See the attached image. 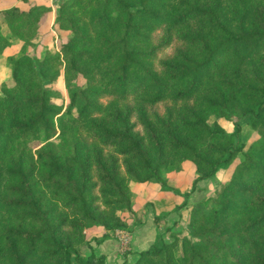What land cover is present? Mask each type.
<instances>
[{
    "label": "trees",
    "instance_id": "16d2710c",
    "mask_svg": "<svg viewBox=\"0 0 264 264\" xmlns=\"http://www.w3.org/2000/svg\"><path fill=\"white\" fill-rule=\"evenodd\" d=\"M49 10H2L0 55L10 37L21 55L0 84V264H111L108 239L119 264H264V0H60L69 36L38 57L27 47ZM240 119L258 135L246 150ZM238 153L214 197L188 202ZM184 160L198 175L155 221L192 204L187 233L120 253L130 182L167 187Z\"/></svg>",
    "mask_w": 264,
    "mask_h": 264
},
{
    "label": "rangeland",
    "instance_id": "374dc122",
    "mask_svg": "<svg viewBox=\"0 0 264 264\" xmlns=\"http://www.w3.org/2000/svg\"><path fill=\"white\" fill-rule=\"evenodd\" d=\"M33 2L45 4L50 7V10L45 12L39 21L40 33L33 40V46L27 47L29 53H34L38 57H42L46 49L59 51L60 43L69 36V32L61 30L56 22L60 0H0V26L5 33L7 28L2 10L11 3L18 4L24 7L23 9H27ZM158 35L157 33L156 36ZM9 40L11 41L10 45L6 46L2 51L6 61L8 55H21V41L16 37H10ZM174 45L176 44L166 49L161 55L170 54ZM7 63L11 65L8 61ZM10 68L12 69V66ZM6 74H8L7 70H5V73L1 76L0 84L11 79L10 76V78L7 77L8 79L5 80ZM54 87L64 93L65 87L62 81L58 82ZM103 101L106 102L107 100L104 99ZM159 109L162 110L163 106L161 105ZM210 120L211 122L214 120L217 121L227 133L234 132L235 119L227 120L223 117H211ZM238 123L241 127L239 140L243 144V150H246L248 146L258 138V135L244 119H240ZM241 158L242 153H238L227 165L219 168L213 178L206 181H199L196 184L197 188L195 194L188 199V202L194 203L200 199L214 197L217 190L229 181L235 166L240 162ZM197 175L198 173L195 165L188 160H184L181 162L178 170L165 173L164 178L166 179L165 184L167 187H163L156 182H130L131 210L120 212V216L127 223V228H117L113 232L116 239L120 241V246L122 247H119V252L122 253L125 250H133V243H137V240L141 238L148 237L149 241L154 238L156 241V237L159 233H163V239L165 241H172L173 236L170 235L171 232L164 231L166 227H172L171 230H173V232L177 230V233L180 234L179 237L184 236L187 233L192 204L188 203V205L180 211V214L172 213L171 216L161 218L157 221H155V217L161 216L167 211L171 212L175 207L181 205L185 201L184 193L191 189L193 179ZM143 218L144 221L146 220V224L147 222L156 224V231L153 235L149 234L150 232L153 233L151 229L146 230L144 228V231H146L144 236L133 238L134 231L140 226L139 224L142 222ZM147 219L150 220L147 221ZM136 223H138L137 225L139 226H137ZM103 231L102 227H90L86 229V236L89 238L94 235H100L103 234ZM154 240L152 244L155 242ZM135 249L141 250L138 247Z\"/></svg>",
    "mask_w": 264,
    "mask_h": 264
},
{
    "label": "crops",
    "instance_id": "0c3cea01",
    "mask_svg": "<svg viewBox=\"0 0 264 264\" xmlns=\"http://www.w3.org/2000/svg\"><path fill=\"white\" fill-rule=\"evenodd\" d=\"M7 1H10V0H7ZM11 4L8 7H6V8H10L12 6H18V7L22 8V9L24 8V7H22V6L18 5V4H12V5ZM9 66L11 67V65H9L7 63V61L5 60V58L3 57V54H1L0 55V82H1V76L5 73V70H7V72H8V74H6V76H5V80L10 78V76H11V68ZM167 212H169V211H167ZM149 220L150 219H147V221H149ZM145 221H144V218H143L141 223L138 222V223H140L139 224L140 226L137 225L138 223H136V225L139 226V227H137V229L134 231L133 238L137 237V236L138 237L144 236L145 232H146V231H144V228L146 230H150L151 229L153 231V233L150 232L149 234H153L154 235V233L156 231V224H153V222H147V224H146ZM91 237L100 238V237H102V234L94 235V236H91ZM91 237H89V238H91ZM153 240H154V238L151 241H149L148 237L138 239L137 243L136 242L133 243V248H134L133 250L135 251L136 250L135 248H137V247L140 248V249L147 248L148 246H150L152 244ZM98 251L103 252V253L106 254V256H107L106 258L109 261V263H111V264H113L114 262L118 263V264L121 263V259L119 258V254H118V250H117V242H116L115 239H108V240H105L104 242H102L101 244H99L98 245Z\"/></svg>",
    "mask_w": 264,
    "mask_h": 264
},
{
    "label": "built area",
    "instance_id": "2783aa9c",
    "mask_svg": "<svg viewBox=\"0 0 264 264\" xmlns=\"http://www.w3.org/2000/svg\"><path fill=\"white\" fill-rule=\"evenodd\" d=\"M121 245H122V243H121ZM119 247H121V246H120V241H119ZM121 248H122V247H121Z\"/></svg>",
    "mask_w": 264,
    "mask_h": 264
}]
</instances>
